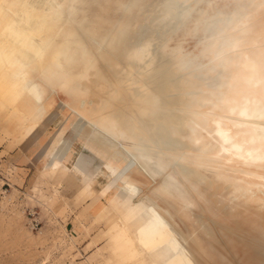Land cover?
<instances>
[{
  "label": "rangeland",
  "instance_id": "rangeland-1",
  "mask_svg": "<svg viewBox=\"0 0 264 264\" xmlns=\"http://www.w3.org/2000/svg\"><path fill=\"white\" fill-rule=\"evenodd\" d=\"M163 1L177 8L159 14L165 5ZM20 2L0 0V120L6 118L7 111L10 115H21L25 131L19 135L23 139L30 131L41 128L45 117L53 119L57 109L58 120L62 114L69 116L70 109L68 92H55L49 101L44 99V73L37 59L26 62L22 56L31 52L30 43L19 32L23 28L20 25L2 28L8 19H14ZM22 9L26 17L32 16L39 25L37 33L44 35L53 24L61 26L60 35L54 32L50 50L57 52L59 63L76 66L73 72L81 77L71 87L84 92L85 104L95 107L111 102L110 110L128 111L134 118L131 122L143 132H148V122L145 124L142 116L145 111L179 116L184 121L193 118L200 124L207 117L167 108L184 106L206 113L217 111L178 104L176 99L189 96L186 93L167 96L172 81L175 86L185 84L187 75L197 78L208 69L201 57L196 66H190L188 58L200 55L197 39L218 38L212 61L220 55L222 58L218 59L219 68L213 74L193 85L198 94L191 96L196 98L210 89H221L218 92L221 94L225 88L235 87L236 75L247 74L242 69L244 54L259 58V48L252 41L264 29V0H51V4ZM158 20L162 27L156 28ZM149 37L155 38L147 44L159 65H153L147 74H138L135 60L117 61L113 57L115 51L138 49ZM161 43L163 49L157 51ZM224 59L231 63L224 64ZM130 83L144 86L147 100L129 94ZM130 102H135L134 107ZM61 129L49 134L50 141L41 153L37 169L25 173L14 167L12 157L7 154L13 146L14 134L0 128V145L7 146L0 148V264H154L149 252L151 243H141L134 224L124 223L101 197L106 172L90 153L81 150V143L76 141L73 148L77 153L71 148L70 157L72 162L81 152L85 177L84 173H75L76 168L68 172L70 166L60 167L53 162L51 148L61 144ZM63 139L70 143L68 135ZM213 147V143H202L184 147L182 150L187 152L173 153L160 145L153 149L155 154L144 165L159 159L164 166L159 175L149 181V176L141 173L128 180L126 175L131 172L117 166L123 175L114 176L110 184L126 186L135 199L141 195L158 202L168 209L165 213L168 222L175 215L177 198L190 203V211L178 221L184 264H264V211L255 206L228 204L225 190L221 189L238 182L231 183L209 165L217 161L208 157ZM62 151L60 145L56 153ZM143 151L146 149L139 148L131 158L141 157ZM122 154L130 157L124 149ZM165 154L191 157L194 161L187 159L180 163ZM162 184H169L167 195L160 188Z\"/></svg>",
  "mask_w": 264,
  "mask_h": 264
},
{
  "label": "bare ground",
  "instance_id": "bare-ground-1",
  "mask_svg": "<svg viewBox=\"0 0 264 264\" xmlns=\"http://www.w3.org/2000/svg\"><path fill=\"white\" fill-rule=\"evenodd\" d=\"M46 3L51 4V0H21L20 5L16 7L14 19H8L2 28L11 29L13 26L20 25L23 28V31H19L23 40L39 45L35 58L40 71L44 73V82L47 84L51 82L52 85L50 86L55 92H68L69 101L67 104L69 108L76 110L78 113L81 112V115L70 113L61 129L62 135L59 141L66 151V163H71V144L75 140L81 143V147L85 146L88 152L101 160L100 166L106 172L103 173L105 175L102 179L101 197L105 202H108L110 208L120 216L124 223L131 222L134 224L136 232L139 233L141 243L146 241L151 243H148L150 244L149 252L152 255L154 264H184V256L182 255L178 239V227H180L178 221L185 213L190 211V203L185 202L183 198H177L175 200V215L172 221L168 222L165 219V213L168 212L167 208L162 207L161 204L153 199L150 201L143 199L141 195L135 199L129 189H126V186L125 188L115 184L114 187L117 186V189H115L110 183L115 180L114 176L123 175L117 169V166H123L131 172V175H126L128 180H131L130 178H133L135 174L141 173L149 176V181L159 175L162 168H164V166H161L159 159L146 167L144 165L151 154H155L153 149L160 145L167 147L170 152L178 153L187 152L182 150L184 147H196L202 143H206V145L213 143L214 147L208 157L217 161L209 163V165L219 170L221 175L231 181V183L238 182V184H232L221 189L225 190L224 193L228 204L255 206L258 210L264 211V29L255 34L254 37L258 38L252 41V45L259 48V58L256 60L247 53L244 54L242 69L247 74L239 73L236 75L235 79H233L235 81L233 82L236 83L235 87H227L221 94L218 93L223 91L221 89H210L198 95V98L193 97L198 94V90H195L193 85L200 82L202 77L213 74L219 68L218 59H221L222 55L212 61L215 57L214 51L218 38L211 36L197 39L196 43L200 45L198 49L200 55L197 54L188 58L190 66H196V60L201 57V61L208 66V69L197 75L199 78L187 75L185 84L175 86V82L172 81L173 87L167 96L173 97L177 94L186 93L189 96L176 99L178 104L213 108L217 111L206 113L202 109L183 108L184 106L167 108L169 110L178 109L185 114L193 116H205L207 118L204 124L196 122L193 118L184 121L179 116L168 117L159 111H145L142 116L145 119V124L148 122V132H143L139 125L131 122L134 118L129 116L128 111H119L116 108L110 110L111 102L104 106H89L88 112H83V102L87 98L82 90H80V95H78V91L71 87L74 80L81 77L73 72L76 66L66 67V65L59 63L57 52L51 53L50 50L54 32L59 34L62 30L61 26L50 25L46 33L42 35L36 32L39 25L35 23L34 18L32 16L26 17L25 12H22L23 6L32 8L46 5ZM163 3L165 2L163 1ZM168 8L177 7L175 4L165 3L163 9H159V14L162 10ZM21 21L22 23H20ZM160 21L156 22V28L162 27ZM192 34L194 35L195 32ZM153 40L155 38H145L138 49L130 50L132 48H128L122 53L115 51L112 55L117 61L122 58L126 59L125 62L135 60L137 62L135 69L140 72L138 74H147L153 65H159L158 61L155 62L153 60L151 50L148 49L147 43H151ZM162 44L158 45L157 51L163 49ZM33 48L36 50V47ZM25 61H31V59L25 56ZM223 63L228 65L231 62L229 59H224ZM154 79L156 80V78ZM119 86H121V83H119ZM128 91L129 94L138 100L142 101L148 98V91L138 83L128 85ZM129 94L127 95L129 96ZM132 103L130 102V104ZM134 104L135 102L133 107ZM134 111L136 110L133 109ZM67 128H69L70 143L65 142L63 139ZM58 146L59 144L51 148V154H55ZM139 148H144L146 151H143L141 157L138 156L134 160L131 157ZM123 149L130 157L122 154ZM193 154L201 155L199 153ZM164 156L171 157L170 159L173 157L176 162L180 161V163L187 159L194 161L193 158H187L186 156H174L171 154H165ZM53 162L59 164L60 160L55 157ZM175 170H177V167ZM168 185L162 184L160 187L166 195L169 190ZM214 186L218 189L220 188L219 184Z\"/></svg>",
  "mask_w": 264,
  "mask_h": 264
},
{
  "label": "crops",
  "instance_id": "crops-1",
  "mask_svg": "<svg viewBox=\"0 0 264 264\" xmlns=\"http://www.w3.org/2000/svg\"><path fill=\"white\" fill-rule=\"evenodd\" d=\"M1 25L2 24H0V26ZM30 45H31L30 46V48H31L30 54H22V56L24 57V60H25V56L29 57V59H33L35 57V54L37 53V49L39 48L38 47L39 45L34 44V42H31ZM33 47H36V50ZM42 92L45 95L44 99L46 101H49V99L52 98L53 95L55 94V91L53 90V88L45 82H44V85L42 86ZM56 93H60V92H56ZM77 94L80 95V90H78ZM86 101H87V99H86ZM86 101L83 102V104H84L83 112L84 113L88 112L89 106H90V105L85 104ZM69 109H70V113H74V114L76 113V115H81V112L78 113V112H76V110H74L72 108H69ZM8 112L9 111H7V113H6V118L4 120H0V128L5 127L7 132L14 134V137H13L14 143H13V146L11 147V149L9 150V152H7L8 156L12 157L14 167L19 168L21 170V172L25 171V173H26V171L31 170L32 168L37 169V166H39L41 164V161H40L41 153H42V151L44 153L45 146L50 141L49 134H53L55 132L56 128L63 127L64 123L67 120V116L62 114V119L58 120V118H57L58 117V109H57L54 112L55 116L53 115L54 116L53 119L45 117L43 119V126L41 128H36V129L30 131V133H28L23 139H21L19 134H21L25 131L22 128L23 125H22L21 115L16 114V113L10 115V114H8ZM26 125H27V123H26ZM67 135L69 136V128L66 129L64 136H67ZM9 142L10 141H8L7 143H9ZM77 142H79V141H77ZM74 144H76V140L71 144L72 148L74 147ZM2 147H7V146H5V145L1 146L0 145V148H2ZM57 148H56V150H57ZM56 150H55V154L53 153L51 155H52L53 160L55 157L60 160V162L58 164L60 167H61V165L70 166L67 169L68 172L71 171L73 168H76V171H74L75 173H78L80 175H82L84 173L83 176H86V172L84 171V162L81 161V158L83 156H82L80 151H79L78 155L75 157V159L70 164H67L65 161L66 151L64 150V148L62 147L63 151L59 152V153H56ZM81 150L83 152H88V150H86L85 146H82ZM74 151H75V153H77V151L75 149H74ZM88 153H90V152H88ZM91 155L93 157V160L96 163H98L99 165H101V160L98 157H95L93 154H91ZM74 172L71 174L75 175ZM87 202H88V200H87Z\"/></svg>",
  "mask_w": 264,
  "mask_h": 264
}]
</instances>
